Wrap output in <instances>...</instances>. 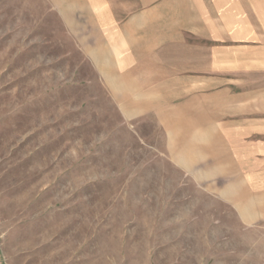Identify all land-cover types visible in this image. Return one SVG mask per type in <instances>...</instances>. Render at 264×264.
Returning a JSON list of instances; mask_svg holds the SVG:
<instances>
[{
  "label": "rangeland",
  "instance_id": "374dc122",
  "mask_svg": "<svg viewBox=\"0 0 264 264\" xmlns=\"http://www.w3.org/2000/svg\"><path fill=\"white\" fill-rule=\"evenodd\" d=\"M84 68L49 0H0V264H264V224Z\"/></svg>",
  "mask_w": 264,
  "mask_h": 264
},
{
  "label": "crops",
  "instance_id": "0c3cea01",
  "mask_svg": "<svg viewBox=\"0 0 264 264\" xmlns=\"http://www.w3.org/2000/svg\"><path fill=\"white\" fill-rule=\"evenodd\" d=\"M49 3L120 116L176 136L180 168L264 224V0Z\"/></svg>",
  "mask_w": 264,
  "mask_h": 264
}]
</instances>
